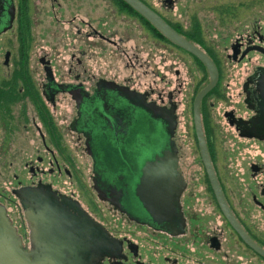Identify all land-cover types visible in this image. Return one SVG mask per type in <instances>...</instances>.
<instances>
[{"label": "flooded vegetation", "instance_id": "flooded-vegetation-1", "mask_svg": "<svg viewBox=\"0 0 264 264\" xmlns=\"http://www.w3.org/2000/svg\"><path fill=\"white\" fill-rule=\"evenodd\" d=\"M138 1L214 64L198 105L211 169L193 120L210 81L198 57L125 0H0V208L26 252L52 251L56 207L81 224L57 250L89 264H264V32L253 25L218 44L210 33L225 22L178 11V0ZM58 105L70 108L63 128ZM142 106L175 118L180 214L158 225L132 192L139 161L160 151ZM33 221L49 226L41 238Z\"/></svg>", "mask_w": 264, "mask_h": 264}, {"label": "water", "instance_id": "water-1", "mask_svg": "<svg viewBox=\"0 0 264 264\" xmlns=\"http://www.w3.org/2000/svg\"><path fill=\"white\" fill-rule=\"evenodd\" d=\"M130 5L135 7L146 18L153 22V24L165 35L168 39L176 45L186 49L194 54L202 61V63L210 71V81L202 88V90L196 95L194 99V127L199 140V145L202 151V156L206 165H209V160L205 151V144L202 135V128L200 125V118H198V105L201 97L208 92L215 84L217 80V72L212 61L198 48L193 46L181 38L175 33L169 26L161 21V19L155 15L152 11L143 6L138 0H125ZM258 49L264 53V48L258 47ZM260 90V114L264 119V77L260 80L258 85ZM134 101V99H131ZM140 105V104H139ZM147 111L150 118L153 121L154 129L152 130V145L159 146L158 153H152L151 158H147L139 161L138 173H136L132 182V192L136 197V204L140 205L142 211L147 215H144L145 219H148L152 224H163L165 219L176 220L179 217V197L182 191V181L176 177V161H175V145L171 139L174 128L175 118H164L161 113L151 112L149 107L142 106ZM149 121V118H138L142 121V126L145 127V120ZM145 129L143 128V131ZM163 137L164 148L162 144H158ZM139 138V136H138ZM144 139V138H143ZM101 153H106L108 161H116L117 154L110 150H99ZM210 168V165H209ZM211 169V168H210ZM211 176V174H210ZM212 179L215 181L214 176ZM41 193L36 192L34 195V201L36 204L40 202L47 204L48 200L42 199ZM221 201V198L218 194ZM53 201H55L54 193L52 192ZM47 211V209H45ZM34 214V213H33ZM36 215L41 217L40 212H35ZM83 218H86L81 214ZM69 215L61 213V211L52 207V242L54 245L51 250H41V248L35 247L31 252H26L21 249L20 237L16 234L15 229L11 226L7 220L4 209L0 208V264H89L81 261L82 259L77 256V250L70 249L62 246V250H57L55 243L58 239L65 240L68 245L71 242L73 234L81 235L80 227H76L75 223L68 221ZM90 221V220H89ZM34 223V237H40L43 229H48V225L43 223L41 226L37 221ZM81 237V236H80Z\"/></svg>", "mask_w": 264, "mask_h": 264}, {"label": "rangeland", "instance_id": "rangeland-1", "mask_svg": "<svg viewBox=\"0 0 264 264\" xmlns=\"http://www.w3.org/2000/svg\"><path fill=\"white\" fill-rule=\"evenodd\" d=\"M178 2L181 4L178 11L185 9L186 14H189L196 9L198 10V19L202 22L209 20L208 18H213L218 23L225 22L217 29L224 31L223 35L217 31L210 33V40L214 43L223 44L225 37L228 35L226 38L228 39L230 33H232L233 38L244 29L250 30L254 27L253 25H257L261 32H264V0H178ZM186 103H189V99H186ZM69 110L70 108L61 105L53 110L52 118H56L54 123L57 128L59 126L63 128L66 119L62 118V115ZM66 144L70 145L69 143ZM79 164L78 162L77 165ZM85 175L87 177V170L83 174L84 178ZM74 189L76 193L83 196L82 193L85 191L78 185L75 184Z\"/></svg>", "mask_w": 264, "mask_h": 264}]
</instances>
